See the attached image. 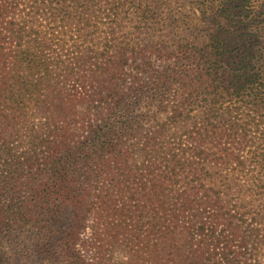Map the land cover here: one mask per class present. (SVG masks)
<instances>
[{"label":"trees","instance_id":"trees-1","mask_svg":"<svg viewBox=\"0 0 264 264\" xmlns=\"http://www.w3.org/2000/svg\"><path fill=\"white\" fill-rule=\"evenodd\" d=\"M21 238L42 264H264V0H0Z\"/></svg>","mask_w":264,"mask_h":264},{"label":"rangeland","instance_id":"rangeland-1","mask_svg":"<svg viewBox=\"0 0 264 264\" xmlns=\"http://www.w3.org/2000/svg\"><path fill=\"white\" fill-rule=\"evenodd\" d=\"M0 246V260H5V264H42L32 252L29 242L24 239L16 241H3ZM7 254L11 257L8 259ZM45 264V263H44Z\"/></svg>","mask_w":264,"mask_h":264}]
</instances>
